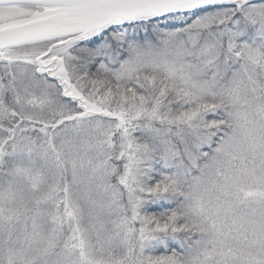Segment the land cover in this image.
<instances>
[{
    "label": "snow or ice",
    "instance_id": "6c2138e0",
    "mask_svg": "<svg viewBox=\"0 0 264 264\" xmlns=\"http://www.w3.org/2000/svg\"><path fill=\"white\" fill-rule=\"evenodd\" d=\"M0 264H264V0H0Z\"/></svg>",
    "mask_w": 264,
    "mask_h": 264
}]
</instances>
